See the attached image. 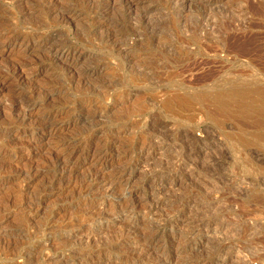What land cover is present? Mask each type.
I'll return each mask as SVG.
<instances>
[{
  "label": "rangeland",
  "instance_id": "374dc122",
  "mask_svg": "<svg viewBox=\"0 0 264 264\" xmlns=\"http://www.w3.org/2000/svg\"><path fill=\"white\" fill-rule=\"evenodd\" d=\"M254 87L264 0H0V264H264Z\"/></svg>",
  "mask_w": 264,
  "mask_h": 264
},
{
  "label": "bare ground",
  "instance_id": "6f19581e",
  "mask_svg": "<svg viewBox=\"0 0 264 264\" xmlns=\"http://www.w3.org/2000/svg\"><path fill=\"white\" fill-rule=\"evenodd\" d=\"M169 1L173 2L175 4V6L178 7V6H181L182 4H186L187 2H189L191 0H169ZM60 46H63V45H60ZM60 50L62 51V53L66 57H69V55L75 56L76 54H78V51L76 49H74V47L71 48L70 46H63V48H61ZM234 93H237V97H240L241 99H247L249 97H255V98L261 100V102L264 104V88H261V87H254L251 89H241V90H237L234 92H232V91L220 92V93L215 95V99L223 100V99H226V98L233 96ZM250 95H252V96H250ZM221 104H223V103H221ZM126 206H127V204H126ZM150 241H153V239H150Z\"/></svg>",
  "mask_w": 264,
  "mask_h": 264
}]
</instances>
